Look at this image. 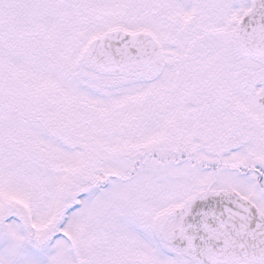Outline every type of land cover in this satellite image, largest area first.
Masks as SVG:
<instances>
[{
    "label": "snow or ice",
    "instance_id": "snow-or-ice-1",
    "mask_svg": "<svg viewBox=\"0 0 264 264\" xmlns=\"http://www.w3.org/2000/svg\"><path fill=\"white\" fill-rule=\"evenodd\" d=\"M0 264H264V0H0Z\"/></svg>",
    "mask_w": 264,
    "mask_h": 264
}]
</instances>
